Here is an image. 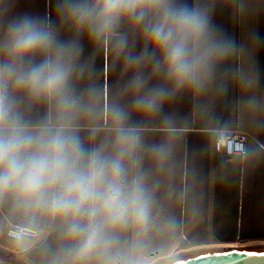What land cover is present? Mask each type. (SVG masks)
<instances>
[{
  "label": "crops",
  "instance_id": "0c3cea01",
  "mask_svg": "<svg viewBox=\"0 0 264 264\" xmlns=\"http://www.w3.org/2000/svg\"><path fill=\"white\" fill-rule=\"evenodd\" d=\"M63 2L2 0L0 7L14 3L15 14L39 17L58 40L80 46L70 84L79 107L62 113L54 99L35 100L22 91L11 92L10 101L27 129L66 126L88 150L103 145L111 151L112 109L118 105L127 111L126 127L141 138L140 171L151 193V214L145 229L114 232L109 255L118 256L120 264H171L230 249L264 251V0H176L206 13L212 35L231 41L234 51L215 66L202 90L175 92L152 116L135 111L124 94L131 73L114 51V40L94 43L77 32L59 13ZM117 31L126 37V51L139 54L145 48L141 32L130 23L122 22ZM223 130L246 132V152L221 153L217 135ZM158 146L166 148L161 159L152 152ZM0 203L11 223L41 231L37 239L20 241L0 231L1 262L103 264L95 254L72 258L78 242L65 236L66 222L60 218L12 191L0 192Z\"/></svg>",
  "mask_w": 264,
  "mask_h": 264
},
{
  "label": "clouds",
  "instance_id": "9594fccd",
  "mask_svg": "<svg viewBox=\"0 0 264 264\" xmlns=\"http://www.w3.org/2000/svg\"><path fill=\"white\" fill-rule=\"evenodd\" d=\"M59 13L94 43L114 40V51L131 73L124 94L145 116L158 114L181 89L202 90L215 66L234 51L231 41L212 35L206 13L176 0H64ZM5 19L0 25V192L12 191L65 221V236L78 242L74 260L95 254L103 264H120L118 256L109 255L113 233L145 229L150 221L140 135L126 127L128 113L118 105L112 109L111 151L103 145L86 149L66 126L27 129L13 114L10 93L54 99L62 113L78 108L70 84L82 49L58 40L45 20L15 14L14 3L0 7V20ZM122 22L141 32L146 43L139 54L126 51V37L117 31ZM152 152L161 159L166 148Z\"/></svg>",
  "mask_w": 264,
  "mask_h": 264
},
{
  "label": "built area",
  "instance_id": "2783aa9c",
  "mask_svg": "<svg viewBox=\"0 0 264 264\" xmlns=\"http://www.w3.org/2000/svg\"><path fill=\"white\" fill-rule=\"evenodd\" d=\"M248 134L244 131H220L217 135V147L219 151L229 157L241 155L247 149ZM0 231L5 237L13 240H23L25 238L37 239L41 231L27 226L13 224L9 221L0 203Z\"/></svg>",
  "mask_w": 264,
  "mask_h": 264
},
{
  "label": "water",
  "instance_id": "95a60500",
  "mask_svg": "<svg viewBox=\"0 0 264 264\" xmlns=\"http://www.w3.org/2000/svg\"><path fill=\"white\" fill-rule=\"evenodd\" d=\"M171 264H264V251L230 249L197 255Z\"/></svg>",
  "mask_w": 264,
  "mask_h": 264
},
{
  "label": "trees",
  "instance_id": "16d2710c",
  "mask_svg": "<svg viewBox=\"0 0 264 264\" xmlns=\"http://www.w3.org/2000/svg\"><path fill=\"white\" fill-rule=\"evenodd\" d=\"M0 264H7V263H4V262H1V261H0Z\"/></svg>",
  "mask_w": 264,
  "mask_h": 264
}]
</instances>
